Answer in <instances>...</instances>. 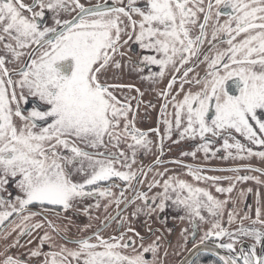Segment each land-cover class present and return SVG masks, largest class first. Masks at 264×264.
Returning a JSON list of instances; mask_svg holds the SVG:
<instances>
[{"label":"snow or ice","instance_id":"1","mask_svg":"<svg viewBox=\"0 0 264 264\" xmlns=\"http://www.w3.org/2000/svg\"><path fill=\"white\" fill-rule=\"evenodd\" d=\"M129 66L150 89L122 81ZM148 91L159 116L146 132L137 121L157 108L144 100ZM174 129L173 143L198 138L206 158L213 137L223 141L226 160L264 159V150L251 147L264 149V0H0V192H7L0 228L8 229L0 264H166L164 237L149 220L169 203L184 210L179 219H188L193 240L197 221L209 225L180 264H200L192 257L201 252L217 256L216 264H264L261 194L243 215L232 198L236 182L264 183L257 177L206 176L184 164L192 180L211 182L223 198L167 168L146 191L137 187L165 163L163 141ZM149 132L159 138V154L134 168L139 151H152ZM252 191L242 190L239 200ZM79 214L83 225L73 218ZM225 215L228 225L237 218L240 225L229 230ZM17 248L26 251L12 254Z\"/></svg>","mask_w":264,"mask_h":264},{"label":"flooded vegetation","instance_id":"2","mask_svg":"<svg viewBox=\"0 0 264 264\" xmlns=\"http://www.w3.org/2000/svg\"><path fill=\"white\" fill-rule=\"evenodd\" d=\"M83 3L86 5L95 4V3H102L104 0H82ZM109 3H111V0H108ZM50 22V21H49ZM223 45H220L222 47ZM133 51L129 52V55L133 60L136 59V56L134 54L135 51H138L139 49L133 45ZM207 47V45H205ZM119 58V57H118ZM125 60L128 59L126 56L124 58ZM203 66L201 68H198L197 71H202ZM158 69L155 66H151V71H157ZM145 75L148 74V70L146 69L144 72ZM121 79L123 82H131L135 83L137 87H140L141 90L150 89V85L146 82H141L138 79L137 73L132 70L131 66L124 69L121 72ZM157 87H163V84L158 85ZM134 94V93H131ZM152 99L153 103L157 104V108L155 109H149L146 118L138 119L137 121V127L140 128L143 131H148L151 128H156L158 125L156 123L157 117L159 116V102L155 99L154 93L151 91L146 92L144 96V100ZM171 110V109H169ZM140 114L141 117L145 116L143 105H141L140 108ZM160 133L163 135V124L159 125ZM149 139L153 141L152 145V151L145 154L143 150L139 151L137 153V162L136 165L133 167H139L141 165L147 166L149 164H152V162L155 160L156 155H158V150L156 148V144L159 143V138L154 135L153 133L149 132ZM178 138V133L175 132V129L173 130V136L171 139L164 140L163 141V149H164V155L163 160L165 161L164 164L158 165L153 168V171L150 172L145 180L144 184H137L138 188H142L145 191L147 190V182L150 181L153 178L154 173L159 170L163 171L164 168H167L169 171L167 175L178 177L179 179H183L188 181L189 183H193L196 186L205 187L209 191L212 192L214 196L217 198H223L221 194H218L215 192L214 187L212 186L211 182L203 183V182H196L192 180V177L188 176L187 169L183 167L184 164H191L194 166H198L201 169H203V175L206 176H228V177H235L237 175H248V176H255L262 182H264V159H260L258 157L252 156L245 160H239V159H224L223 157L226 155V152L222 149V140H218L217 138L209 137L210 139L214 140L215 142L210 145V152L205 157V153L203 151H199L196 149L195 145L200 143V140L197 138L195 142L184 140L180 143L176 144L172 141ZM242 139V138H241ZM230 143L232 141H229ZM243 142V141H242ZM253 151L258 150H264V149H258L256 146L252 145ZM221 149V151L217 152L216 155H212V152H215L216 149ZM196 152V156H182V152ZM235 151V150H231ZM179 159L182 163H169V161H175ZM245 166H250L253 168H259L262 170V172H253V171H247ZM239 167L241 171L239 173L235 172H229V171H213L212 169H228V168H234ZM159 179V177H157ZM142 179H144L142 177ZM219 186L227 187L229 184L228 180H221L218 182ZM248 188L253 189L251 193H247L244 201L241 202L239 200V193L242 190H246ZM259 191L261 194V201L264 203V183L257 184L253 180L248 181H239L236 182V188L235 191L232 194V198L237 200V205H239L238 212L240 215H243V211H248L249 209L245 207V204L250 206L253 210L255 207V193ZM0 195L7 196V192H0ZM149 195H152V193H149ZM94 201H85V205L89 203H93ZM229 207H232L230 204ZM243 209V211H240ZM2 210V209H0ZM39 210V209H37ZM131 211V209H129ZM101 214L103 212V209L100 210ZM95 214V213H94ZM207 216V213H204ZM254 215V211L251 213ZM70 216H72L71 213H69ZM185 212L183 209H178L175 206L171 205L169 203V206L165 209L163 213L160 214V218L157 219L156 214L154 213L152 217L149 220V223L154 228H158L160 231L157 234H162L164 239L161 241L163 245V250L160 253V256L162 259L166 261V264H179L180 261L189 253L188 250L192 248L193 243H196L199 240V237L203 235V232L207 230L209 225L207 223H201L200 221H197V237L195 240L192 239L191 233H192V227L188 222V219L185 218L184 220H180V216H185ZM54 219V216L52 217ZM76 222L80 225H83L87 222V217L83 214H79L77 216L73 217ZM145 218L143 216L140 217V220L137 221V227L141 230L143 233L145 229L141 227V224ZM208 219H211L209 217ZM57 223L63 222L67 223L66 220L63 221H56ZM224 226L228 227L229 230H234V227H238L240 225V220L237 218V221L232 224L228 225L227 223V216L225 215L223 220ZM249 222L244 221V224L247 225ZM168 229H172L171 233H169ZM8 229L6 227L0 228V253H2L5 249L6 241L3 239V233L7 231ZM186 230V231H184ZM79 234L76 231V228L73 227L71 229L70 234ZM183 233V234H182ZM42 234V233H41ZM87 234V233H86ZM107 234V233H105ZM15 235V234H13ZM11 239V237L9 238ZM26 239V238H25ZM24 240L21 241L23 243ZM242 243L247 246L251 243V241L244 239L242 240ZM35 246V244L33 245ZM241 245L240 243H237L236 247L239 248ZM45 250H47L45 246ZM164 250L168 252V256L164 257ZM26 249H12V254H18L21 252H25ZM224 255L226 254L223 250H219ZM195 259H199L200 264H216L217 258L214 257L211 254H199L198 257Z\"/></svg>","mask_w":264,"mask_h":264},{"label":"water","instance_id":"3","mask_svg":"<svg viewBox=\"0 0 264 264\" xmlns=\"http://www.w3.org/2000/svg\"><path fill=\"white\" fill-rule=\"evenodd\" d=\"M218 251H219V250H218ZM202 253L210 254V253H207V252H201V253H199V254H202ZM199 254H198V255H199ZM219 254H220V255H224V254L221 253L220 251H219ZM188 256H189V253H188V254H187L182 260H184V259H185L186 257H188ZM196 257H197V256H194V257H192V258L195 259ZM214 257H216V258L218 259L217 256H214ZM182 260H181V261H182ZM181 261H180V262H181ZM179 264H180V263H179Z\"/></svg>","mask_w":264,"mask_h":264},{"label":"rangeland","instance_id":"4","mask_svg":"<svg viewBox=\"0 0 264 264\" xmlns=\"http://www.w3.org/2000/svg\"><path fill=\"white\" fill-rule=\"evenodd\" d=\"M222 47H226V45H223ZM239 205H237V211H238ZM237 221V220H236ZM237 227H234V229Z\"/></svg>","mask_w":264,"mask_h":264}]
</instances>
